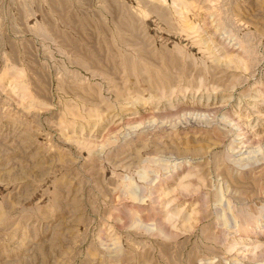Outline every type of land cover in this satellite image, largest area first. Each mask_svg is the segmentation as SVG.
<instances>
[{
  "label": "rangeland",
  "instance_id": "1",
  "mask_svg": "<svg viewBox=\"0 0 264 264\" xmlns=\"http://www.w3.org/2000/svg\"><path fill=\"white\" fill-rule=\"evenodd\" d=\"M0 264H264V0H0Z\"/></svg>",
  "mask_w": 264,
  "mask_h": 264
}]
</instances>
